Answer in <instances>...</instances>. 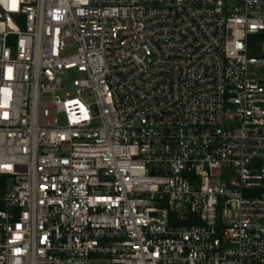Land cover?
I'll return each mask as SVG.
<instances>
[{"label":"built area","instance_id":"2783aa9c","mask_svg":"<svg viewBox=\"0 0 264 264\" xmlns=\"http://www.w3.org/2000/svg\"><path fill=\"white\" fill-rule=\"evenodd\" d=\"M12 4L0 264H264V0Z\"/></svg>","mask_w":264,"mask_h":264},{"label":"rangeland","instance_id":"374dc122","mask_svg":"<svg viewBox=\"0 0 264 264\" xmlns=\"http://www.w3.org/2000/svg\"><path fill=\"white\" fill-rule=\"evenodd\" d=\"M75 78H77L76 73H74V72H70V73L66 76V78H65L64 85H65L66 87H68V86L70 85V83H71ZM59 96H60V97H63V95H59Z\"/></svg>","mask_w":264,"mask_h":264},{"label":"trees","instance_id":"16d2710c","mask_svg":"<svg viewBox=\"0 0 264 264\" xmlns=\"http://www.w3.org/2000/svg\"><path fill=\"white\" fill-rule=\"evenodd\" d=\"M4 180L0 177V186L3 184Z\"/></svg>","mask_w":264,"mask_h":264},{"label":"snow or ice","instance_id":"6c2138e0","mask_svg":"<svg viewBox=\"0 0 264 264\" xmlns=\"http://www.w3.org/2000/svg\"><path fill=\"white\" fill-rule=\"evenodd\" d=\"M13 8L15 7V0H13V4H12Z\"/></svg>","mask_w":264,"mask_h":264}]
</instances>
